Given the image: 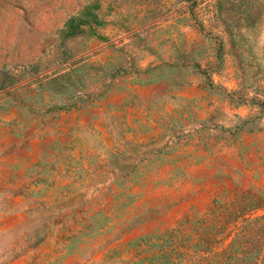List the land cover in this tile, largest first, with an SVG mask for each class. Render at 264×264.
Returning a JSON list of instances; mask_svg holds the SVG:
<instances>
[{
    "label": "rangeland",
    "instance_id": "rangeland-1",
    "mask_svg": "<svg viewBox=\"0 0 264 264\" xmlns=\"http://www.w3.org/2000/svg\"><path fill=\"white\" fill-rule=\"evenodd\" d=\"M0 264H264V0H0Z\"/></svg>",
    "mask_w": 264,
    "mask_h": 264
}]
</instances>
